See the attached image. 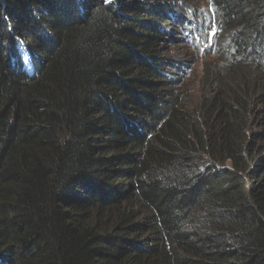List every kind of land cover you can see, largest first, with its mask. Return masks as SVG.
<instances>
[{
  "label": "trees",
  "instance_id": "obj_1",
  "mask_svg": "<svg viewBox=\"0 0 264 264\" xmlns=\"http://www.w3.org/2000/svg\"><path fill=\"white\" fill-rule=\"evenodd\" d=\"M209 2L189 105L183 1L0 0V264H264V0Z\"/></svg>",
  "mask_w": 264,
  "mask_h": 264
},
{
  "label": "rangeland",
  "instance_id": "obj_2",
  "mask_svg": "<svg viewBox=\"0 0 264 264\" xmlns=\"http://www.w3.org/2000/svg\"><path fill=\"white\" fill-rule=\"evenodd\" d=\"M186 14L191 16V26L188 28L184 39L186 44H176L169 47L171 58H187V76L182 85L185 101L189 105H196L202 97L204 90L203 75L210 72L209 66H213L221 60L226 52L228 42L216 32L214 10L209 0H180ZM219 43L222 48L218 49ZM220 53V54H219ZM191 54V55H190Z\"/></svg>",
  "mask_w": 264,
  "mask_h": 264
},
{
  "label": "clouds",
  "instance_id": "obj_3",
  "mask_svg": "<svg viewBox=\"0 0 264 264\" xmlns=\"http://www.w3.org/2000/svg\"><path fill=\"white\" fill-rule=\"evenodd\" d=\"M211 4V3H210ZM214 15H215V22H216V25H217V27H216V32H221V30L218 28V24H217V16H216V13H215V11H214Z\"/></svg>",
  "mask_w": 264,
  "mask_h": 264
}]
</instances>
